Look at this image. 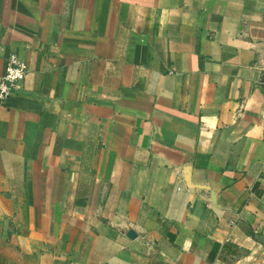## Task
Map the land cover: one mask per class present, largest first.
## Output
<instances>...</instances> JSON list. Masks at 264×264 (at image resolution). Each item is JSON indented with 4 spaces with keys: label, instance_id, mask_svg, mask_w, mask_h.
I'll use <instances>...</instances> for the list:
<instances>
[{
    "label": "crops",
    "instance_id": "1",
    "mask_svg": "<svg viewBox=\"0 0 264 264\" xmlns=\"http://www.w3.org/2000/svg\"><path fill=\"white\" fill-rule=\"evenodd\" d=\"M10 52L0 264L264 254V0H0Z\"/></svg>",
    "mask_w": 264,
    "mask_h": 264
},
{
    "label": "built area",
    "instance_id": "2",
    "mask_svg": "<svg viewBox=\"0 0 264 264\" xmlns=\"http://www.w3.org/2000/svg\"><path fill=\"white\" fill-rule=\"evenodd\" d=\"M3 73L0 75V103L6 101L20 81L28 74V66L16 53L10 52L6 58Z\"/></svg>",
    "mask_w": 264,
    "mask_h": 264
},
{
    "label": "rangeland",
    "instance_id": "3",
    "mask_svg": "<svg viewBox=\"0 0 264 264\" xmlns=\"http://www.w3.org/2000/svg\"><path fill=\"white\" fill-rule=\"evenodd\" d=\"M248 264H264V254H262V256L259 259L255 260L254 263H248Z\"/></svg>",
    "mask_w": 264,
    "mask_h": 264
},
{
    "label": "water",
    "instance_id": "4",
    "mask_svg": "<svg viewBox=\"0 0 264 264\" xmlns=\"http://www.w3.org/2000/svg\"><path fill=\"white\" fill-rule=\"evenodd\" d=\"M127 235L130 236V237H135L136 233L134 232V230L129 229L128 232H127Z\"/></svg>",
    "mask_w": 264,
    "mask_h": 264
}]
</instances>
